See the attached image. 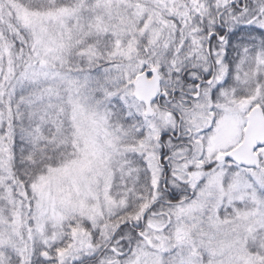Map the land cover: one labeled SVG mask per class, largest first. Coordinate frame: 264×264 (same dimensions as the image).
Returning a JSON list of instances; mask_svg holds the SVG:
<instances>
[{"label":"snow or ice","instance_id":"snow-or-ice-1","mask_svg":"<svg viewBox=\"0 0 264 264\" xmlns=\"http://www.w3.org/2000/svg\"><path fill=\"white\" fill-rule=\"evenodd\" d=\"M0 264H264V0H0Z\"/></svg>","mask_w":264,"mask_h":264}]
</instances>
